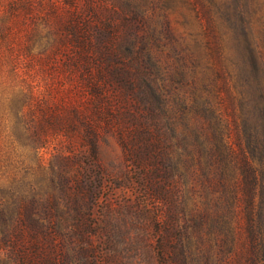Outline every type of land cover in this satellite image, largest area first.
I'll use <instances>...</instances> for the list:
<instances>
[{"label":"rangeland","instance_id":"rangeland-1","mask_svg":"<svg viewBox=\"0 0 264 264\" xmlns=\"http://www.w3.org/2000/svg\"><path fill=\"white\" fill-rule=\"evenodd\" d=\"M72 17L110 24L116 44L131 46V63L146 56L152 69L143 81L131 69L135 91L147 83L146 91L154 95L150 102H137L132 93L121 96L127 101L113 109L119 113L113 124L122 138L101 129L96 163L82 136H54L53 124L40 118L49 142L29 150L25 117L31 106L59 103L69 116L73 107L87 109L79 98L72 100L80 89L68 67ZM211 21L240 71L235 86L242 93V117L260 130L264 0H0V89L23 96L14 108L20 110L18 136L24 145L3 171L0 203L7 215L0 222L6 235L0 240L7 242L0 264H18L14 243L21 246L19 264H248L244 204L218 198L197 168L182 165L194 147L180 121L193 86L180 80V59L198 54ZM91 39L98 36L91 33ZM30 91L31 103L25 98ZM219 97L230 126L229 102L223 93ZM144 106L164 115L153 131L160 152L149 149L142 133L144 122H151ZM214 127L221 125L215 121ZM162 150H170L176 164L170 176L159 162Z\"/></svg>","mask_w":264,"mask_h":264},{"label":"trees","instance_id":"trees-1","mask_svg":"<svg viewBox=\"0 0 264 264\" xmlns=\"http://www.w3.org/2000/svg\"><path fill=\"white\" fill-rule=\"evenodd\" d=\"M91 33L98 36L96 42L92 41ZM69 34L70 77L75 88H82V91L78 88L79 91L74 92L72 100L79 98L87 104V109L73 107L72 116H69L59 103L53 104L54 106L45 105L42 109L31 106L25 117L28 120L26 124L29 131V150L36 152L49 142L50 135L38 124L37 120L40 118L48 124H53L54 136H82L91 159L96 163L101 129L122 138V133H118L119 129L113 124L119 114L115 115L113 109L118 111L121 103L124 106L127 101L121 99V96L131 98L132 93L138 98L137 102H150L149 98L154 95V92L146 91L147 83H144L145 89L139 92L135 91L131 84V69L134 73H139L138 77H141L142 81L145 80V75L151 74L150 59L137 56L131 63V46L116 44L114 29L110 24H86L83 19L72 17ZM202 34L206 39L202 45L197 46L198 54L195 56L190 52L185 54L187 59L181 57L178 70L180 80L185 86H193V91L189 93L191 104L188 107L183 105L180 121L184 131L193 136L194 147L191 153L186 154L182 165L197 168L220 194L218 198L226 201L228 198L230 201L244 204L249 240L248 264H264V123L258 130L254 125L247 124L246 119L242 117L238 108L242 93L235 86L240 71L231 60L214 22L211 21ZM183 59L188 62L187 65L185 60L182 62ZM17 71L18 63L14 61L11 65L14 78ZM221 93L229 102L231 128L220 109ZM20 97H23L20 92L0 89V188L5 181L3 171L9 166L7 160L18 157L24 146L18 136L20 110L14 108L16 100ZM33 97V92L30 91L25 98L31 103ZM159 111L145 106L143 110L151 122H144L142 133L153 152H160L153 134L157 129V117L161 114L164 116ZM189 121H192L191 127L187 125ZM215 121L221 125L219 130L214 127ZM79 126L83 135H80ZM55 150L57 152V149ZM156 156L158 155L154 157ZM161 156L159 162L164 165L165 173L170 176L176 167L171 159V151L164 150ZM137 164L144 169L140 159ZM6 213V206L0 203V222L5 221ZM46 231L43 232L45 235ZM3 232L2 229L0 234ZM3 235L5 238L6 235ZM16 235L21 238L23 230ZM6 242L2 243V239L0 240V253L6 249ZM11 252L19 264L23 257L21 246L14 243Z\"/></svg>","mask_w":264,"mask_h":264}]
</instances>
